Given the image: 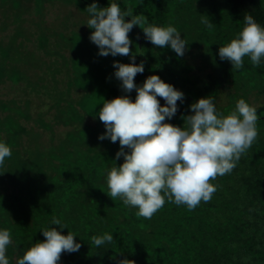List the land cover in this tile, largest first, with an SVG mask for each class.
Returning <instances> with one entry per match:
<instances>
[{"label":"trees","instance_id":"1","mask_svg":"<svg viewBox=\"0 0 264 264\" xmlns=\"http://www.w3.org/2000/svg\"><path fill=\"white\" fill-rule=\"evenodd\" d=\"M56 2L59 16L48 23L46 5ZM91 2L0 0L10 19L0 26V89L8 84L25 94L0 99V139L12 153L0 169V227L11 230L10 264L44 239L40 229L50 226L52 216L83 238L74 237L79 251L62 252L58 264H117L122 258L135 264H264V62L253 67L245 57L236 70L218 56L219 45L240 30L246 13L264 25V0H118L122 10L130 8L150 24L171 23L188 42L177 56L153 46L139 26L128 33L134 42L130 55L136 53L135 63L144 62L134 82L156 73L184 93L171 123L182 126L189 105L207 95L225 114L243 97L259 117L257 138L231 173L211 181L217 190L208 202L189 211L166 201L150 219L106 193V171L123 157L113 160L118 141L97 139L105 129L96 113L104 99L122 94L113 61L128 63L130 57L98 55L89 39L92 29L82 24ZM96 2L104 7L108 0ZM36 93L48 101L53 121L68 126L63 134L43 119L44 110L31 107H41L29 96ZM128 95L134 99L135 90ZM23 117H34L49 139L40 140L42 132L29 128ZM55 136L60 137L51 143ZM106 231L114 238L109 248L91 247V236Z\"/></svg>","mask_w":264,"mask_h":264},{"label":"clouds","instance_id":"2","mask_svg":"<svg viewBox=\"0 0 264 264\" xmlns=\"http://www.w3.org/2000/svg\"><path fill=\"white\" fill-rule=\"evenodd\" d=\"M86 11L88 19L82 24L92 29L89 39L97 46L98 55L130 57L128 63L113 61L122 94L104 99L96 113L105 129L97 139L118 141L113 160L123 157L119 165L115 163L106 171L107 195L135 208V214L145 219H150L166 201L189 211L208 202L217 190L211 181L231 173L257 138L256 106L241 97L225 114L217 109L215 98L207 95L189 105L191 114L182 117V126L171 123L177 101L183 103L184 93L156 73L147 76L142 84L134 82V77L144 72V62L135 63L136 53L130 55L134 42L128 33L134 25L139 26L153 46L167 47L183 56L188 42L182 33L171 23L150 24L130 8L122 10L118 0H108L104 7L92 0ZM201 23L210 26L207 20ZM218 56L236 70L243 67L245 57L253 67L259 66L264 62V25L246 13L240 30L219 45ZM133 89L134 99L128 95ZM11 154L9 144L0 139V169ZM53 225L68 231L64 234ZM40 230L44 239L32 243L15 264H58L62 252H77L81 247L80 241L74 239L80 235L56 216L51 217L50 226ZM113 240L112 233L106 231L92 235L90 246L107 249ZM11 243V230L0 227V264H10L7 249ZM117 264L135 262L122 258Z\"/></svg>","mask_w":264,"mask_h":264},{"label":"rangeland","instance_id":"3","mask_svg":"<svg viewBox=\"0 0 264 264\" xmlns=\"http://www.w3.org/2000/svg\"><path fill=\"white\" fill-rule=\"evenodd\" d=\"M53 5V6H52ZM47 7V11H50L51 15L49 14V16H47V22L48 23H53L52 21H56L57 20V16L58 15V12L60 11V5L58 4V2H56V4H50V5H46ZM4 8L5 7H2L0 5V26L2 24V21L3 19L6 20L8 18H5V14H4ZM35 14H32L31 15V18L34 17ZM10 20V19H8ZM31 22V21H30ZM31 29H34V28H31ZM35 40V38H34ZM29 46L31 47H34V44L33 42H30L29 43ZM195 72V71H194ZM34 74L35 73H39V72H33ZM59 78L61 79L62 77L59 76ZM5 86V88H4ZM4 86L0 89V99H2V97L4 98H13V96H18V97H24L25 94L21 93V92H18L17 90H14V88H9L10 86L8 84H4ZM79 93V91L77 92H73V95L74 96H77ZM33 100L34 102H37L39 101L40 103V106L41 107H37L36 105H32L31 104V107H36V108H39L41 110H44L46 112V114L44 115L43 119L45 121H51L53 124V128L56 130V132H58L59 134H63V132L68 128V126H64L63 124L61 123H58L56 121H53L55 120V117H54V114H53V110L51 108H49V111H47L48 109V101H42L43 99L42 96H40L39 94H32V95H29ZM34 115H37L34 114ZM36 119L33 117L31 119H26L23 117V119L21 118V121L25 124H27L30 127H33V129L35 130H39L40 132H42V138L40 137V140L44 141V139H49V136H50V133L45 129L43 128L42 126H38V123L35 121ZM60 136H55L53 138V140L51 139V143H53L57 138H59Z\"/></svg>","mask_w":264,"mask_h":264}]
</instances>
